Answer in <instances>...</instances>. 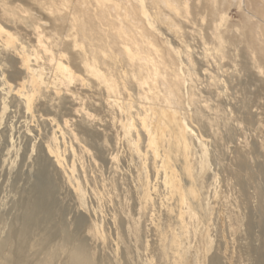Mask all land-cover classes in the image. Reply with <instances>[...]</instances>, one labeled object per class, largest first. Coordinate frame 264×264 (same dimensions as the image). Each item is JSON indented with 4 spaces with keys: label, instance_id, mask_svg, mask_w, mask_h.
<instances>
[{
    "label": "rangeland",
    "instance_id": "374dc122",
    "mask_svg": "<svg viewBox=\"0 0 264 264\" xmlns=\"http://www.w3.org/2000/svg\"><path fill=\"white\" fill-rule=\"evenodd\" d=\"M226 9L230 25L249 28L250 32L252 29L247 23L253 25L256 40L264 44L261 17L246 21L236 4ZM166 35L163 37L173 46H180L182 52L188 50L195 57L189 75L185 72L184 77L186 85L193 90L200 117L194 121L191 107L182 113L205 144L203 149L194 140L184 157L192 172L191 181L196 185L197 204L191 206L195 216L183 206L180 210L184 223L177 232L183 234L181 242L184 243L179 244L182 264H211L213 259L217 264H264V63L259 70H242L240 65L249 66L252 60V55L244 49L245 35L235 38L241 47L236 51L238 54L234 56L235 52L230 50L222 61L203 58L209 47L205 48L195 34H189L181 44L170 34ZM28 42L32 44L33 40ZM0 53L6 79L3 81L0 75V240L22 227L26 202L36 200L35 189L43 181L48 182L47 201L53 206V217L31 232L24 242L28 260L43 257L38 244L64 227L67 233L83 240L97 264H172L177 258L175 248L170 249L167 244V257L162 259L159 245L163 244L160 233L171 213L169 210H174L175 193L164 182V174L155 171L145 144L139 143L141 155L134 152L127 139L135 135L123 136L120 114L104 107V94L101 96L78 81L68 87L57 86L58 90L54 87V91L52 86H41L45 99L38 96L31 112L25 111L18 95L25 81L19 60L13 51L3 54L1 49ZM44 74L50 78V71ZM133 89L128 93L134 100ZM128 93H121L118 98L128 101ZM50 105H59L61 110ZM112 117L117 121L114 127H111ZM51 119L59 123L58 128ZM82 122L87 131L94 133L84 141L79 135L77 141L72 132L79 134ZM205 124L210 125V130L204 128ZM53 132L64 156L65 168L72 164L75 167L73 178L78 179L76 182L85 192L84 208H79L66 176L45 156L43 144ZM105 136L109 138L106 143ZM114 155L117 160L112 162L110 157ZM199 163L205 166L202 171ZM178 180L174 185L176 190L181 186ZM146 193L149 198L144 201ZM92 224L99 226V240L88 234ZM198 231L202 234L195 239ZM60 236L53 245L59 242ZM207 236L212 239V246L206 252ZM58 257L53 264L62 263V253Z\"/></svg>",
    "mask_w": 264,
    "mask_h": 264
},
{
    "label": "bare ground",
    "instance_id": "6f19581e",
    "mask_svg": "<svg viewBox=\"0 0 264 264\" xmlns=\"http://www.w3.org/2000/svg\"><path fill=\"white\" fill-rule=\"evenodd\" d=\"M232 4H236L243 11L241 13L246 21L261 17V22H264V0H0V45L3 54L14 52L23 75L25 74L24 87L18 92L25 111L31 112L33 102L38 96L45 99L46 93L45 96L41 94V86H52L51 90L54 91V87H68L70 83L78 81L98 94H104V107L111 113L117 111L120 114L123 118L120 122L123 136L131 138L135 135L134 138L127 139L134 152L139 155L142 148L141 146L139 149V143L145 144L155 171L164 174V182L175 193L172 202L175 205L172 206L174 210L168 209L171 213L165 218L164 229L160 233L163 244L159 245L162 259L167 257V244L170 249L175 248L177 258L173 259L172 264L183 263L179 245L183 234L177 232L184 223L180 210L183 206L187 213L191 212L195 216L191 206L197 204V190L194 189L196 185L191 181L192 172L184 158L185 153L190 151L194 140L203 149L205 144L182 113L191 107L194 121H198L200 117L193 90L186 85L185 79L195 57L188 50L182 52L180 46H173L163 36L170 34L181 44L189 34H195L205 48L209 47L205 49L203 58L212 57L222 61L230 50L235 52L234 56L238 54L236 51H240L241 47L235 38L245 35L247 41L244 49L252 55V60L248 58L249 66H240L243 65L242 70L262 69L264 44L256 40L253 25L247 23L252 29L250 32L249 28H235L228 23L225 11ZM28 39H32L33 43L30 44ZM46 70L50 71V78L45 76ZM0 75L6 81L2 65ZM131 87L135 91L134 100L130 97L131 93H128L131 92ZM121 93H128L132 101L120 100L118 97ZM50 106L55 109L59 107ZM88 117L87 115L86 118ZM114 119L111 127L117 123ZM51 123L59 127L55 119H51ZM81 125L79 134L75 130L72 132L73 139L77 141L79 135L84 141L94 133L87 131L83 122ZM203 126L209 130L211 128L207 124ZM107 139L109 138L105 136L104 143ZM57 141L55 132L46 138L43 144L45 156L51 159L57 170L63 172L72 186L79 208H84L85 192L80 183L76 182L78 179L74 180L75 167L72 164L65 168L67 165ZM70 149L75 158L72 146ZM110 160L115 162L116 155L111 156ZM203 167L199 163L200 171ZM176 178L181 183L177 190L174 187ZM46 184L42 181L37 188L34 187L36 200L26 199L22 227L15 232H9L8 236L0 240V264H53L61 253V264H97L83 240L67 233L64 227L59 228L55 236L40 240L38 245L42 247L43 257L28 260L24 242L31 232L42 223L51 221L53 217V206L47 201L49 191ZM148 194L144 195V201L149 198ZM99 230L97 224H92L88 234L92 239L99 240ZM201 234L202 231H198L195 239L200 238ZM59 235V242L53 245L52 242ZM206 246L207 252L212 246L209 236ZM211 264H217L216 260L213 259Z\"/></svg>",
    "mask_w": 264,
    "mask_h": 264
},
{
    "label": "snow or ice",
    "instance_id": "6c2138e0",
    "mask_svg": "<svg viewBox=\"0 0 264 264\" xmlns=\"http://www.w3.org/2000/svg\"><path fill=\"white\" fill-rule=\"evenodd\" d=\"M0 54H2V53H0ZM262 75H264V73H262Z\"/></svg>",
    "mask_w": 264,
    "mask_h": 264
}]
</instances>
